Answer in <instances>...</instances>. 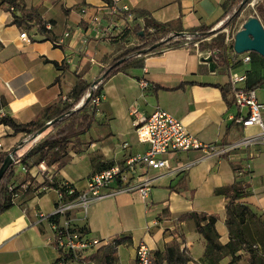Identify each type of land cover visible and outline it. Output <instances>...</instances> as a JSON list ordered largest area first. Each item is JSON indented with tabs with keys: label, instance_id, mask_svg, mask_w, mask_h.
<instances>
[{
	"label": "crops",
	"instance_id": "crops-1",
	"mask_svg": "<svg viewBox=\"0 0 264 264\" xmlns=\"http://www.w3.org/2000/svg\"><path fill=\"white\" fill-rule=\"evenodd\" d=\"M109 1L118 8L144 10L146 17L159 22L178 20L181 27L187 29L200 24L218 26L232 0ZM23 2L27 8L37 7L54 41L38 34L31 22L29 29L12 23L11 11L5 9L0 0V113L9 114L17 122L32 120L46 105L60 96L64 98L74 84L75 74L85 79L92 64L96 65L91 74L94 78L133 38L131 32L123 39L103 38L93 33L84 44L80 42L87 21L80 19L77 9L87 5L105 21L108 20L106 0ZM134 17L144 21L143 16ZM68 27L73 34L62 37ZM21 30L30 36L29 42L19 38ZM100 42H104L103 47H99ZM226 53L232 57L234 68L245 73L246 86L264 77V57L260 54L249 51V60L242 62L240 54ZM207 56H211L210 50L201 51L191 42L145 54L142 66L117 71L104 80L96 125L91 130L95 138L92 142L82 146L79 152H71L68 162L60 169L56 164L44 162L31 167L27 173L15 169L12 183L18 188L14 202L0 213V264H52L55 261L57 251L52 242V230L48 221L40 220L39 215L54 211L59 202V188L69 185L77 192L83 190L89 175L107 168L109 163H121L128 155L145 150L146 145L139 143L135 136L132 107L144 115L156 108L164 109L180 119L202 143L224 151L191 149L168 154V167L151 169L141 165L133 174L136 178L146 173L151 179L145 199L136 192H118L92 200L86 211L76 206L66 212L89 237L102 240L101 245L117 236L130 239L128 244L117 246L113 264H134L139 241L154 251L162 250L174 238L181 241L180 248H185L193 261H199L204 239L196 231L192 218L178 219L190 212L215 216L218 240L222 244L227 242L225 199L214 193V189L235 180L234 165L247 172L248 195L241 202L264 217V143L258 138L260 129L233 121L238 108L230 87L228 103L216 85L228 88V67L222 68L213 58L211 62L206 61ZM53 61L65 63L66 71L58 69ZM141 79L146 80L148 86L141 87ZM254 88L257 99L263 104L264 123V89L261 84ZM23 137V133L13 134L8 126L0 124L3 150ZM245 138L253 140L230 148ZM124 143L127 147H123ZM32 144L31 141L29 146ZM28 148V145L20 148L18 154H24ZM44 181L48 184L43 185ZM96 250H88L81 258L66 264H100L90 257ZM228 260L225 256L219 264H227Z\"/></svg>",
	"mask_w": 264,
	"mask_h": 264
},
{
	"label": "trees",
	"instance_id": "trees-1",
	"mask_svg": "<svg viewBox=\"0 0 264 264\" xmlns=\"http://www.w3.org/2000/svg\"><path fill=\"white\" fill-rule=\"evenodd\" d=\"M107 4H111L106 0ZM5 9L12 13V23L30 28L29 23H33L36 32L43 35L46 39L54 41L51 31L46 28L37 7H25L23 0H1ZM247 3V0H232L229 6L224 10L220 20L221 25L214 28L213 24H200L195 27L184 29L178 20L159 22L153 18L146 17V12L141 9H131L125 13H132L135 16H143V25L135 23L127 28L121 37H125L129 32L136 37V44L125 48L121 53L115 56L106 66L102 67L95 77L86 82L82 75L75 74V81L67 95L60 96L56 101L46 105L32 120L27 122H17L9 114H0V124L8 126L13 134L23 133L24 137L15 145L7 150H0V165L3 158L15 147L16 153L14 159L19 158V163L25 168V172L44 162L46 165L56 164L57 169L63 167L70 158L71 152H79L82 146L92 142L95 138L91 130L96 125V106L92 99L101 95L102 84L104 80L117 71H126L129 67L142 66L143 56L149 52H155L165 47L176 46L184 42H197V48L201 51L210 50L212 58L222 68L232 66L234 62L227 51H231L234 56L238 55L233 51V34L238 28L227 34L225 27L235 25L240 11ZM12 7V9L10 8ZM252 15L257 16L264 26V0H260ZM248 17V16H247ZM214 28V29H213ZM177 32H185L184 35L177 36ZM226 36L228 39L226 40ZM159 44L149 49L152 45ZM120 58H124L120 63H116ZM58 69L66 71V64L53 61ZM104 75L103 78H100ZM98 81L93 84V80ZM58 78H56L57 80ZM264 77L259 78L249 88H254L263 83ZM93 84V85H92ZM222 93V97L227 99L229 86L216 84ZM148 86V82H147ZM90 95L88 96V94ZM47 127L38 134L39 130L48 122ZM35 142L29 146L30 142ZM28 145L24 154H18L20 148ZM12 162L3 173L0 179V213L8 209L14 202L18 185L12 183L15 174ZM112 165L109 163L107 167ZM236 172L235 180L227 185H222L214 189V193L222 195L225 199V220L224 224L228 230V240L220 243L218 232L215 229V216L206 213L190 212L178 217L179 220L192 218L196 231L204 239V250L199 261H193L185 248H180V242L172 239L162 250L152 251L155 264H219L220 260L228 256L227 264H234L241 258L242 253H246L245 264H264V254L259 253L249 242L245 234L246 224L254 226L255 229L262 225V214L249 204L241 202L248 195L247 172L242 171L240 166L234 165ZM43 182V185H47ZM13 185L11 189L9 186ZM50 185H55L50 183ZM63 195V200H71L76 197L77 191L68 194L66 187L59 188ZM60 214L51 215L49 219L58 221ZM85 231V230H84ZM86 232V231H85ZM128 237H115L112 241L101 245L90 255L91 258L98 260L100 264H113L116 248L122 243H129ZM54 245V243H53ZM55 247V245H54ZM56 248V247H55ZM57 258L52 264H66L75 258L69 253L56 248Z\"/></svg>",
	"mask_w": 264,
	"mask_h": 264
},
{
	"label": "built area",
	"instance_id": "built-area-1",
	"mask_svg": "<svg viewBox=\"0 0 264 264\" xmlns=\"http://www.w3.org/2000/svg\"><path fill=\"white\" fill-rule=\"evenodd\" d=\"M252 4V2H250ZM108 8V20H103L102 16L94 9L87 5H81L77 12L81 20L87 21V27L80 38L81 43H85L87 36L93 33L103 38L120 39L123 32L138 23L143 25L142 20L137 21L126 6L118 8L114 3L106 4ZM12 9V7H10ZM137 21V22H136ZM73 34L70 27L65 29L62 37H70ZM19 38L24 42L30 41V36L25 30H21ZM233 38V37H232ZM228 37L226 36V40ZM61 42V41H59ZM188 42H184L187 44ZM192 45L197 47V42ZM241 61L249 60L248 52L241 53ZM93 62V58L89 59ZM70 63V60H67ZM228 83L230 92L238 113L233 116V121L242 126L256 125L260 129L259 139L264 143V123L261 118L263 104L259 102L256 96L255 88H249L245 85L246 75L236 70L234 67H228ZM141 87L147 86V81L139 80ZM264 89V81L261 83ZM101 96H96L92 102L98 106ZM3 114V113H0ZM132 116V125L135 128V136L139 143L146 145L143 152L128 155L121 163H114L109 167L89 175L86 186L83 190L78 191L75 198L63 200V195L58 191L59 202L54 211L49 215L40 214V220H47L52 230V242L56 248L69 253L73 258H81L88 250L98 248L102 240L89 237L87 233L77 227L66 212L73 207H80L84 211L92 200L103 198L104 196L118 192H136L145 199L150 190L151 179L146 173L138 175L136 178L133 174L141 169V165L151 169H161L168 167L167 155L191 149H204L222 153L224 149H216L213 146L202 143L196 136L191 134L183 122L173 116L168 111L156 108L147 115L140 113L135 107L130 109ZM36 139L32 141L35 142ZM253 138H245L232 144L230 148L240 145H246ZM0 143V150H3ZM123 147H127L124 143ZM16 165L21 170L25 168L19 163V158L14 159ZM40 166L43 167L42 164ZM13 185L9 186V189ZM75 191L71 186H66L68 194ZM16 195V194H15ZM14 195V196H15ZM60 214L58 221L51 220V215ZM60 264V263H58ZM134 264H155L151 249L143 241H139L135 248Z\"/></svg>",
	"mask_w": 264,
	"mask_h": 264
},
{
	"label": "water",
	"instance_id": "water-1",
	"mask_svg": "<svg viewBox=\"0 0 264 264\" xmlns=\"http://www.w3.org/2000/svg\"><path fill=\"white\" fill-rule=\"evenodd\" d=\"M185 32H177L175 35L181 36ZM159 44L152 45L149 49L156 47ZM233 51L236 54H241L244 52L253 51L264 57V26L262 25L260 19L257 16H248L241 24L240 28L236 30L233 34ZM206 61L211 62L212 57L207 56L204 58ZM124 58H120L116 63H120ZM101 75L100 78H103ZM98 81L96 78L93 80V84ZM92 84V85H93ZM90 93L88 94V96ZM51 121H48L38 132H42ZM16 147L10 151L2 160L0 165V179L3 173L6 171L8 166L12 164L14 155L16 153Z\"/></svg>",
	"mask_w": 264,
	"mask_h": 264
},
{
	"label": "rangeland",
	"instance_id": "rangeland-1",
	"mask_svg": "<svg viewBox=\"0 0 264 264\" xmlns=\"http://www.w3.org/2000/svg\"><path fill=\"white\" fill-rule=\"evenodd\" d=\"M259 1L260 0H247V3L245 4V6L242 8V10L239 13L237 23L233 26L229 25V26L224 28L226 34L228 31L232 32L234 29H236L238 27L240 28L242 22L247 18V16L252 15L254 8ZM250 2H252V4ZM222 22H223V20L220 22V24H218V26L221 25ZM218 26H215L214 28H216ZM132 37H133V38H131L132 42L127 47H130V46L136 44V41H137L136 37L134 35ZM100 46L103 47L104 42H100L99 47ZM127 47H125V48H127ZM91 66H92L91 71L88 72V74H86V76H85L86 82H89L93 79V75H91V74L93 71L96 70L95 64H92ZM16 168L20 169V167L17 165L15 166L14 169H16ZM261 223L263 226L257 228V230L255 229L254 226L250 225L248 222L245 223L246 224L245 234H246V237L248 238L249 242L252 244V247L255 248L259 253L264 254V217L263 216H262V222ZM247 256L248 255L246 253H242L241 258L238 261H236L234 264H245Z\"/></svg>",
	"mask_w": 264,
	"mask_h": 264
}]
</instances>
